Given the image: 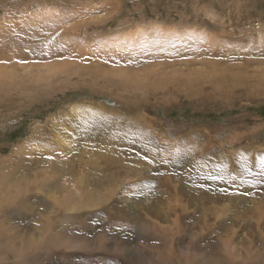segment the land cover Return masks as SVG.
<instances>
[{
  "label": "rangeland",
  "instance_id": "rangeland-1",
  "mask_svg": "<svg viewBox=\"0 0 264 264\" xmlns=\"http://www.w3.org/2000/svg\"><path fill=\"white\" fill-rule=\"evenodd\" d=\"M62 131L78 151L56 181L92 164L88 188L120 186L66 219L71 249L27 232L26 264H243L219 249L264 246V0H0V173L54 163Z\"/></svg>",
  "mask_w": 264,
  "mask_h": 264
},
{
  "label": "bare ground",
  "instance_id": "bare-ground-1",
  "mask_svg": "<svg viewBox=\"0 0 264 264\" xmlns=\"http://www.w3.org/2000/svg\"><path fill=\"white\" fill-rule=\"evenodd\" d=\"M79 110L80 109L78 108V106L73 107L72 115L78 114ZM75 140L76 139H74V137L68 131L57 133L55 141L59 154L56 158L52 157V160L55 162H50L48 164H39L35 166L36 168H32L31 165H29V162H35L32 161V158L35 157L37 153L35 147H27L28 149L26 150L25 147H20L17 150L20 154V157L18 158L23 159L25 157L21 162L27 160L29 161V164L18 163L16 167L9 166V172L2 171L0 173V264H2V259L8 258L9 256H11V253H14L17 256L16 260L11 264H26V262L23 260V257L21 258V254L18 251L23 250L24 247L29 244L28 239L30 237H28L26 233L31 229H33L32 236H34L33 234H37V237L34 241L30 242V244L36 241H44L46 245L54 243L56 244L55 247L62 246L66 248V244L69 243L70 240V238L64 234L66 219H80L82 215H84L80 212V210H87L83 213L89 215L88 212L100 206L103 202L109 205L110 200L113 198L120 184H116L117 182L111 180L107 186H102L101 188H88L92 185L93 181H91V179H88L85 172L89 171L86 170L88 169V167L93 168V170L95 169L92 164L84 166L85 168H81L80 166L78 168H74V166L70 165L68 168L69 172H71V176L69 177L70 179H63L59 182L56 181L60 180V178L62 177L60 173V171H62V166L64 165L66 168L65 164H68V158L73 155L74 151L77 150L76 146L78 144L76 145ZM94 147L95 145H91L89 147L80 145L79 150L89 152L87 153L89 156H87L88 159H91L94 157L95 153L99 151L98 149L95 150V148L97 147ZM106 148V150H111L110 146ZM17 151L16 155H18ZM13 159L14 158H12V160ZM0 160L5 159L0 158ZM13 163L14 162H12V164ZM85 189H87V191H85ZM32 206H35L34 208H32V212L34 210L36 211L34 212V214L29 215L28 213H30L29 210ZM171 209L172 208H170V210ZM5 213L10 216L6 217ZM213 213L214 212L212 211V214ZM20 219H23V221H20ZM22 222L24 224L19 225V223ZM53 224H57L58 230L56 233V237L51 238V226ZM20 226L22 228L21 231L18 230ZM158 229L159 231L162 230L163 232H165L167 236L169 235V233L173 235L172 232H169L170 229H165V226L158 225ZM157 231L155 232L156 234ZM232 234H230L229 232H225L221 235V247L219 249V255H222L225 259L231 261L232 263H236L237 260H239L240 263L242 262L243 264H253L256 255H258L264 263V246H262L260 250H258V252H253L251 248L247 247V245L249 246V244L246 243V245L245 243L240 244L239 242H236L235 239L232 238ZM257 234H259V232ZM14 235L16 236V240L13 238ZM259 238L260 239L258 240H261L264 244V233H261ZM170 240L171 237L169 238V242ZM15 241L16 246L14 245ZM261 241L260 244H262ZM169 246L172 247V245ZM67 248L71 249L72 246H67ZM161 251L156 255V257L160 259V261L165 260L166 262L168 261V263L171 264L172 262H174V260L176 261V263H178L180 259H182L181 257H178L175 254L174 250L171 248H162ZM34 257L35 256H33V258ZM45 259L46 260L40 261V263L45 264L46 261H49L48 258ZM208 260H210V258H208ZM198 262L192 264H206L205 260L201 263ZM213 264L215 263L213 262Z\"/></svg>",
  "mask_w": 264,
  "mask_h": 264
}]
</instances>
